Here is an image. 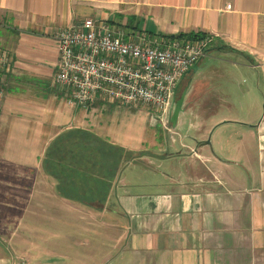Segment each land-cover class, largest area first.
Returning <instances> with one entry per match:
<instances>
[{"label": "crops", "instance_id": "obj_1", "mask_svg": "<svg viewBox=\"0 0 264 264\" xmlns=\"http://www.w3.org/2000/svg\"><path fill=\"white\" fill-rule=\"evenodd\" d=\"M118 15L214 36L165 118L55 81V32ZM0 49V264H264V0H0Z\"/></svg>", "mask_w": 264, "mask_h": 264}, {"label": "built area", "instance_id": "obj_2", "mask_svg": "<svg viewBox=\"0 0 264 264\" xmlns=\"http://www.w3.org/2000/svg\"><path fill=\"white\" fill-rule=\"evenodd\" d=\"M162 36L123 31L117 22L92 17L61 27L54 34L59 53L55 81L82 105L102 98L151 107L154 122L165 118L183 78L211 57L214 36L195 40ZM10 64L11 57L0 49V114L7 96L3 74Z\"/></svg>", "mask_w": 264, "mask_h": 264}, {"label": "trees", "instance_id": "obj_3", "mask_svg": "<svg viewBox=\"0 0 264 264\" xmlns=\"http://www.w3.org/2000/svg\"><path fill=\"white\" fill-rule=\"evenodd\" d=\"M205 35H206L205 33H201V32H197V33L191 32V33H180L176 36L179 38L185 37V38L195 40L198 38H203ZM172 37H174V36H172ZM83 132L87 136V138H85V139L83 138V141H82L84 151L86 150V148H88L91 157H98V155L102 151V143L105 141L90 131H83ZM79 147H81V145H79ZM54 154L52 153V148L49 147L47 150V153L45 155V158H44V165L47 168L50 167L51 165H55V160H54L55 157H53ZM56 164L64 165V167L67 166L68 168L71 167L72 170L76 169V167L74 165L73 166H70L72 164L67 165V163L65 161H63V160L60 161V159L57 157H56Z\"/></svg>", "mask_w": 264, "mask_h": 264}, {"label": "rangeland", "instance_id": "obj_4", "mask_svg": "<svg viewBox=\"0 0 264 264\" xmlns=\"http://www.w3.org/2000/svg\"><path fill=\"white\" fill-rule=\"evenodd\" d=\"M123 15V14H122ZM117 18L118 19H120L121 20V22H118V24H120L121 25V28H122V30L123 31H131V30H133V31H135V30H138L139 31V29H134V28H132L133 27V23L131 22V23H128V22H126V20H127V18L126 17H120V15H118L117 16ZM112 22H116V21H114V20H111ZM161 37H163L162 35H161ZM166 37V36H165ZM169 37V36H168ZM176 38H179V37H177V36H175ZM167 38V37H166ZM182 39H189V38H185V37H183ZM167 41V40H166ZM206 59V62H209V61H211V59L209 58V57H207V58H205ZM181 94H182V91H181V89H180V92H178V93H176V105H177V102H178V100L180 99V97H181ZM191 97H192V93H191Z\"/></svg>", "mask_w": 264, "mask_h": 264}, {"label": "water", "instance_id": "obj_5", "mask_svg": "<svg viewBox=\"0 0 264 264\" xmlns=\"http://www.w3.org/2000/svg\"><path fill=\"white\" fill-rule=\"evenodd\" d=\"M197 64L194 65L193 68H196ZM184 98H185V94L182 95V97L178 100L177 105H176V109H175V113H174V121L176 120L178 114L181 112L182 110V106H183V102H184Z\"/></svg>", "mask_w": 264, "mask_h": 264}]
</instances>
